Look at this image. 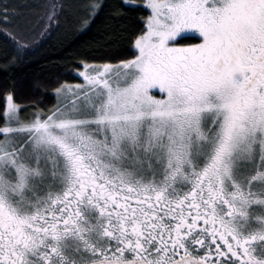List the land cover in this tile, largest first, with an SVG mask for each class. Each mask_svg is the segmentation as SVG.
<instances>
[{"label":"snow or ice","instance_id":"snow-or-ice-1","mask_svg":"<svg viewBox=\"0 0 264 264\" xmlns=\"http://www.w3.org/2000/svg\"><path fill=\"white\" fill-rule=\"evenodd\" d=\"M122 4L131 58L81 59L49 108L0 92V264H264V0ZM107 7L0 0L5 67Z\"/></svg>","mask_w":264,"mask_h":264},{"label":"trees","instance_id":"trees-1","mask_svg":"<svg viewBox=\"0 0 264 264\" xmlns=\"http://www.w3.org/2000/svg\"><path fill=\"white\" fill-rule=\"evenodd\" d=\"M26 12L36 4L48 0H3ZM59 2V0H57ZM105 9L90 30L68 32L63 26L54 30L24 58L23 63L5 67V55L10 51L0 40V92L15 86L17 102L22 106L38 104L49 108L56 103L54 89L59 82L80 83L76 76L77 65L83 58L116 61L131 58L135 53L133 41L141 20L148 14L142 6L128 7L122 0H103ZM143 0H137L142 5ZM119 6V7H117ZM117 19H112L113 15ZM181 43L195 42L192 37L179 39ZM29 111L31 108L29 107Z\"/></svg>","mask_w":264,"mask_h":264},{"label":"rangeland","instance_id":"rangeland-1","mask_svg":"<svg viewBox=\"0 0 264 264\" xmlns=\"http://www.w3.org/2000/svg\"><path fill=\"white\" fill-rule=\"evenodd\" d=\"M184 37H192V34H183L181 38H184ZM181 38H178V39H181Z\"/></svg>","mask_w":264,"mask_h":264}]
</instances>
